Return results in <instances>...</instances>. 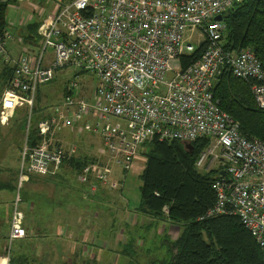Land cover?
Segmentation results:
<instances>
[{
    "label": "built area",
    "instance_id": "built-area-1",
    "mask_svg": "<svg viewBox=\"0 0 264 264\" xmlns=\"http://www.w3.org/2000/svg\"><path fill=\"white\" fill-rule=\"evenodd\" d=\"M242 1L74 0L43 21L36 54L15 60L9 33L0 37V59L14 69L1 104L2 124L19 108L32 114L39 89L55 81L59 70L73 68L78 77L86 73L97 81L88 98L79 83L70 82L63 106L39 122L41 142L33 148L27 145L29 117L19 187L30 174L46 177L62 167L69 151L60 136L78 125L100 135L110 159L83 167L79 176L93 192L99 184L122 189L112 165L129 173L153 139L184 145L207 139L196 168L216 175L217 204L208 217H239L264 253V141L245 137L214 95L216 81L229 74L252 84L264 111V66L250 49L227 50L225 21L216 20ZM199 49L201 57L185 66L184 58ZM20 204L18 196L0 264H11L15 242L27 236Z\"/></svg>",
    "mask_w": 264,
    "mask_h": 264
},
{
    "label": "trees",
    "instance_id": "trees-1",
    "mask_svg": "<svg viewBox=\"0 0 264 264\" xmlns=\"http://www.w3.org/2000/svg\"><path fill=\"white\" fill-rule=\"evenodd\" d=\"M17 3L18 0H0V37L3 38L6 33H9L7 47L14 37L9 29L7 10ZM224 18L226 25V33L223 38L225 48L230 51L250 49L264 66V0H243L226 13ZM39 28V25H33L21 31L20 45L22 48L19 56L24 53H37L42 40L38 32ZM201 54L202 49H199L191 57H185V66L198 60ZM13 71L12 66H5L0 80V99L3 93L9 89ZM251 87V83L227 74L216 81L214 95L220 107L239 122L241 133L245 137L264 141V111L258 107ZM39 105L40 96L37 97V109H34L33 113L38 110ZM23 112L27 124L29 119L27 108ZM48 116L37 118L32 116L27 142L29 148H33L41 142L38 124ZM25 139L26 133L19 146V160H21V154L26 145ZM208 145L209 140L200 139L193 143V151H190L179 141L161 142L159 139H153L146 143L140 153L146 162L145 170L140 176L143 183L140 189V211L145 212L148 216L162 220L164 218L165 221L182 228V233L176 240L166 241L170 249L169 260L160 261L158 264H264L263 251L239 217L229 214L208 217L209 212L217 204V194L212 187L216 181V175L214 171L206 174L196 168L200 154ZM96 162L101 163L97 158L78 159L67 153L60 169L70 168L80 175L84 166ZM124 175H128V173H124ZM29 176V180L21 188L22 198L20 196V207L22 205L21 211L25 216L24 226L27 236L15 242L12 248L11 264H40L41 261L37 257L36 241L46 240V237L53 233L51 231L53 225H51L50 233L44 234L41 224L31 223L30 200L32 197L39 200L41 195L31 194L26 190L25 184L34 181L45 182L50 179L51 184L56 188L60 182L54 181L51 175L38 177L30 174ZM18 177H20V169ZM18 177L15 184H13V180L9 183H0V189L2 186L4 189L15 190L19 182ZM121 183L124 185L125 182L121 181ZM99 187L104 186L99 184ZM122 190L123 188L117 190V193L121 195ZM58 191L57 187L56 194ZM51 202L54 205V211H56L59 206L58 202L56 200ZM12 215L13 210L10 218L7 216L5 221L0 217V223H8V226L5 225V229L9 230V233L0 236V257L4 256L7 251ZM8 219L9 222H7ZM36 233L40 235L35 237ZM55 241V239L50 240L49 247H53ZM49 250L52 251V249Z\"/></svg>",
    "mask_w": 264,
    "mask_h": 264
},
{
    "label": "rangeland",
    "instance_id": "rangeland-1",
    "mask_svg": "<svg viewBox=\"0 0 264 264\" xmlns=\"http://www.w3.org/2000/svg\"><path fill=\"white\" fill-rule=\"evenodd\" d=\"M21 47L22 46L17 43V39L14 38L11 40L8 44L10 56L18 58L21 53ZM50 55H52V52H50ZM0 60L2 61V59ZM77 74L78 71H75L73 68L59 70L56 74L55 81L42 86L41 89L48 94L47 98L49 102L55 103V105L49 107H53L51 111L63 106L64 98L61 99L60 97L62 94L64 97V93L70 85V82L79 83L81 89L84 88L83 94L85 97L88 98L93 94L97 86L96 79L90 74L85 73L79 77ZM168 77L171 76L168 75ZM35 107L37 106L35 105ZM40 108H42V110L46 108L47 110V107H43V105H40ZM24 109L26 108H22V110ZM48 113H50V109H48ZM67 130L72 129H64L62 135H66L68 132ZM25 133H27V130H25ZM85 133L87 132H84L80 138L85 139L86 137L83 136ZM23 137H25V134ZM15 138L19 139L20 136L14 137L13 133L10 134L4 132V130H0V155L6 154L2 160L0 156V182H2V179L11 182L12 175L19 172V170L16 169V162L12 158V153L15 152L17 155H20L19 146L22 143V134L20 141L18 140V142H15ZM6 140H10V145ZM101 159H103V157ZM140 159L145 162L143 157ZM117 169L119 168L114 169V178L118 172H120V176H123L122 171ZM127 184H129L130 187L125 189L123 195L118 193V197L120 203H126L128 201V208L131 211H135L139 208V205H141L140 187L142 186V181L138 176L129 177V179L127 176ZM51 185L54 188V185ZM21 188L18 182L15 190L4 188L1 190L2 200L0 201V217H2V220L5 221L6 217L10 216L12 213L18 196L20 197L22 195ZM79 194L80 196L82 195L81 192H79ZM88 196L94 197L90 193ZM73 201L91 204L89 201L83 200L82 198L77 200V198L74 197ZM75 207L78 211L79 208L77 204ZM20 209L22 210V205ZM111 210L114 211L112 217L105 214L103 217L92 218L89 221L88 217L82 216L81 223L73 222L71 217L62 219L57 218L56 222H63L53 225L51 229L53 233L46 237V241L49 242L55 239V244L53 247L48 248V246L41 244L40 241L36 242V246H38L37 257L48 255L47 259L49 260V264H158L160 261L169 260L170 249L166 241L176 240L182 233L181 227L174 225L176 227L174 228L169 225L171 227H168L163 234L162 229L164 231L163 227L167 224L166 221L161 220V218L147 216L143 211H139L140 215L144 217L143 221H138L133 224L134 226H130L122 215L124 210L122 206L113 207ZM7 222H9V219ZM5 225L8 226V223H0V236L9 233V230L5 229ZM76 234L79 235V238L82 237L80 241H77L79 240L78 237L75 238ZM39 235V233H36L34 236L37 237ZM3 241H5V239H3ZM131 244L132 246H130ZM49 249H52V251L50 252ZM78 249H81V252H79ZM76 252L78 254L77 256L74 255Z\"/></svg>",
    "mask_w": 264,
    "mask_h": 264
},
{
    "label": "crops",
    "instance_id": "crops-1",
    "mask_svg": "<svg viewBox=\"0 0 264 264\" xmlns=\"http://www.w3.org/2000/svg\"><path fill=\"white\" fill-rule=\"evenodd\" d=\"M73 1L74 0H57V1L25 0L24 2L18 1L17 4L9 7V9L7 10V17L9 20L8 21L9 29L13 33V36H14L13 39L14 38L17 39V43L20 45V41L22 40L21 31L24 28H28V26H33V25H39L40 27L43 21L49 15L53 13H58L63 7L67 6ZM38 32H39V29H38ZM18 58H13V59L16 60ZM6 65L12 66V64L5 63L3 60L2 61L0 60V80H1V76L4 72ZM0 88H1V85H0ZM4 94L5 92L3 93L0 99V111H1V104L3 101ZM47 95L48 94H46V92L42 89H40L39 94H37V97L40 96V105H43V107H47V110L46 108L42 110V108H40V105H39L38 110L35 113L31 114L29 109H27L29 111V117L33 115H34V118L43 117V116L45 117L47 116V114H51L52 112L51 110L53 109V107L51 108L49 107L55 105V103H52V102L50 103L49 99L47 98ZM60 98L61 99L64 98L63 94L61 95ZM35 109H37V107ZM48 109H50V113H48ZM26 125L27 124L25 121L23 110L20 108V109H17L13 113V116L8 123L2 124V126H0L1 127L0 130L1 131L4 130V132H8L10 134L13 133L14 137L20 136L19 139L15 138L16 139L15 142H18V140L20 141L21 139V134H22V138H23V135L25 134ZM67 131H66L67 134L66 135L64 134L65 136L64 135L60 136V143L63 145L64 148H66L67 151H69L71 155L75 156L78 159L79 158H88V159L97 158L101 162H108L110 160L108 153L103 152V142L99 134H96L94 132L85 131L84 128H82V125H78V127L76 126L75 129L67 130ZM84 132H87L83 135L86 137V138L84 137L86 140L80 138V136H82ZM98 138H101V139H98ZM7 142L9 143L10 140ZM72 151H74V153ZM12 154H13L12 158L16 162V169L19 170L20 169L19 155H17L15 152H13ZM0 156L2 160L4 159V156H6V154H3V155L1 154ZM102 157L103 159H101ZM140 158H141V155H139V157L137 158L136 162L133 165V170L128 173L129 175H124V172L117 165H114V164L112 165L113 171L114 169L119 168L117 170L122 171L123 173V176H120V172H118L115 178L113 177L117 181L125 182L124 185L122 186L123 190H122L121 195H123V192L125 191L126 188L130 187V185L127 184V176H128V179L129 177H134V176L136 177L138 176L140 178L143 171L145 170L146 162L142 161ZM50 175L53 177L54 181L60 182V184L57 186L59 189L58 194H56L57 187L53 188L52 186H50L51 184L50 179L45 182H41V181L35 182L34 181L26 185V190H28L31 194H35L37 196L41 195L39 199L41 201L32 197L29 203V210H30L31 223H34L36 225L41 224L42 231L44 234H46L47 232L50 233L51 225L61 224L60 222H63V221L56 222L57 218L62 219V218L71 217L73 222L81 223L82 216L88 217L89 221L92 218L103 217L105 214L107 216L112 217L114 215V211L111 210L113 209V207L115 208L121 207V206L123 207L124 210H123L122 215L125 217V220L127 221V223H129L130 226H134L133 224L138 221L139 222L143 221L144 217L141 216L139 213L141 205H139V208L136 209L135 211H131L128 208L129 207V204H127L128 201L126 203H120V199L117 193L119 190L112 191V190H109L107 187H99L95 192H93L91 189V183L90 184L87 182L84 183L81 180L78 173L75 172L74 170H71L70 168H66L63 170L61 169L56 170ZM17 177H18V172L12 175V180L14 184L16 183L15 181H17L16 180ZM5 182L9 183V181L4 180V179H2V182L0 183L3 184ZM2 189L3 187L1 186L0 201L2 200V196H1ZM79 192L82 193L81 196ZM89 193L94 197L88 196ZM74 197H76L77 200H80V198H82L83 200L89 201L91 204L89 205V204H84V203L73 201ZM52 200H56L59 204V206L56 208V211H54L53 209L54 205L51 202ZM76 204L79 208L78 211L75 209ZM8 217L10 218V216ZM166 223L167 224L163 227L164 231L162 229L163 234L168 227L172 226L176 228L174 224H172L171 222L166 221ZM132 228H135V227H132ZM38 229H40V227ZM78 234L75 235V238L76 237L79 238ZM80 239H82V237L79 238V240L77 241H80ZM41 244H43L44 246H48V248L50 245L49 241H46V240H42ZM78 250L79 252H81L80 251L81 249H78ZM74 255L77 256L78 255L77 252ZM47 257L48 255H45L44 257L43 256L38 257L41 261L40 264H49V260L47 259Z\"/></svg>",
    "mask_w": 264,
    "mask_h": 264
},
{
    "label": "water",
    "instance_id": "water-1",
    "mask_svg": "<svg viewBox=\"0 0 264 264\" xmlns=\"http://www.w3.org/2000/svg\"><path fill=\"white\" fill-rule=\"evenodd\" d=\"M216 20H217V21L224 22V21H225V18L222 17V16H220V17H217ZM185 147H186V149H188V150H190V151H193V148H194L193 145H190V144H186ZM223 175H224V173H223Z\"/></svg>",
    "mask_w": 264,
    "mask_h": 264
},
{
    "label": "flooded vegetation",
    "instance_id": "flooded-vegetation-1",
    "mask_svg": "<svg viewBox=\"0 0 264 264\" xmlns=\"http://www.w3.org/2000/svg\"><path fill=\"white\" fill-rule=\"evenodd\" d=\"M10 229H11V227H10ZM7 250H8V246H7ZM7 252V251H6Z\"/></svg>",
    "mask_w": 264,
    "mask_h": 264
},
{
    "label": "bare ground",
    "instance_id": "bare-ground-1",
    "mask_svg": "<svg viewBox=\"0 0 264 264\" xmlns=\"http://www.w3.org/2000/svg\"><path fill=\"white\" fill-rule=\"evenodd\" d=\"M40 35V34H39ZM41 36V35H40Z\"/></svg>",
    "mask_w": 264,
    "mask_h": 264
}]
</instances>
